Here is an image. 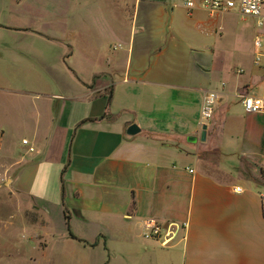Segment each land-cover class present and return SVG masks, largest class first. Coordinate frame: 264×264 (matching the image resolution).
<instances>
[{
  "label": "crops",
  "instance_id": "obj_1",
  "mask_svg": "<svg viewBox=\"0 0 264 264\" xmlns=\"http://www.w3.org/2000/svg\"><path fill=\"white\" fill-rule=\"evenodd\" d=\"M202 10L0 0L5 228L28 231V260L264 264V113L237 98L262 94L264 69L221 66ZM208 90L219 98L201 141ZM145 218L178 226L174 240L143 239Z\"/></svg>",
  "mask_w": 264,
  "mask_h": 264
},
{
  "label": "rangeland",
  "instance_id": "obj_2",
  "mask_svg": "<svg viewBox=\"0 0 264 264\" xmlns=\"http://www.w3.org/2000/svg\"><path fill=\"white\" fill-rule=\"evenodd\" d=\"M200 15L207 18L208 21L210 20L209 26L206 28L208 31L207 42L213 50L214 58L221 66L231 71L242 68L244 70L241 73L242 75H245L249 70L264 69V26L257 27L255 18L240 15L236 9L216 13L215 16H208L202 10ZM6 23L7 25H13ZM256 36L259 37L261 43L259 49H256L253 45ZM256 51L261 53L257 65L254 64ZM1 115L0 111V121L2 120ZM16 137L19 141L21 136ZM8 138L9 136L5 132V135L0 139V163L3 162V157H8L4 156L6 143H11V141L7 142ZM11 174H13L12 171H4L0 167V175L4 178ZM7 184L8 182L3 184L0 181V264H40L31 262L25 254L27 251L26 244L30 241L28 231L25 228L15 226L5 228L14 207L7 195L9 194L6 188Z\"/></svg>",
  "mask_w": 264,
  "mask_h": 264
},
{
  "label": "built area",
  "instance_id": "obj_3",
  "mask_svg": "<svg viewBox=\"0 0 264 264\" xmlns=\"http://www.w3.org/2000/svg\"><path fill=\"white\" fill-rule=\"evenodd\" d=\"M174 6H182L190 11L195 8L196 4L201 6L207 13L216 14L220 12H228L236 9L240 15L250 16L255 18V25L257 27L264 26V0H172ZM253 45L256 49L261 46L259 37H255ZM261 53L256 51L254 64L259 63ZM219 98V93L215 90H208L203 92L198 125L202 127L207 125L212 119L214 107ZM238 103L245 113H264V91L261 95L252 94H238ZM22 144L28 145V141L22 140ZM28 150L32 151L33 148L28 146ZM235 192H240V187L234 188ZM141 236L145 240H156L161 247L168 246L176 237L178 226L175 224H168L162 226L152 218H145L141 224Z\"/></svg>",
  "mask_w": 264,
  "mask_h": 264
},
{
  "label": "water",
  "instance_id": "obj_4",
  "mask_svg": "<svg viewBox=\"0 0 264 264\" xmlns=\"http://www.w3.org/2000/svg\"><path fill=\"white\" fill-rule=\"evenodd\" d=\"M205 129H206V125H203L201 127V133H200V140L203 141L204 140V137H205ZM136 132H138V128L135 124H131L128 126L127 130H126V133L128 135H133L135 134Z\"/></svg>",
  "mask_w": 264,
  "mask_h": 264
},
{
  "label": "trees",
  "instance_id": "obj_5",
  "mask_svg": "<svg viewBox=\"0 0 264 264\" xmlns=\"http://www.w3.org/2000/svg\"><path fill=\"white\" fill-rule=\"evenodd\" d=\"M66 226H67V223H66ZM71 237H73L71 234H69Z\"/></svg>",
  "mask_w": 264,
  "mask_h": 264
}]
</instances>
